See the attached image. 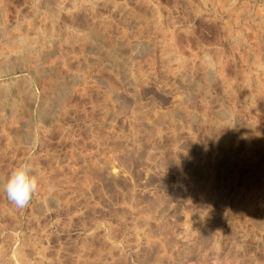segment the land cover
<instances>
[{"label":"rangeland","instance_id":"374dc122","mask_svg":"<svg viewBox=\"0 0 264 264\" xmlns=\"http://www.w3.org/2000/svg\"><path fill=\"white\" fill-rule=\"evenodd\" d=\"M20 163L0 264H264V0H0Z\"/></svg>","mask_w":264,"mask_h":264},{"label":"clouds","instance_id":"9594fccd","mask_svg":"<svg viewBox=\"0 0 264 264\" xmlns=\"http://www.w3.org/2000/svg\"><path fill=\"white\" fill-rule=\"evenodd\" d=\"M204 61L212 68V57L205 54ZM40 177L28 163L15 166L7 178H0V193L18 208L29 205L34 195L39 191Z\"/></svg>","mask_w":264,"mask_h":264},{"label":"bare ground","instance_id":"6f19581e","mask_svg":"<svg viewBox=\"0 0 264 264\" xmlns=\"http://www.w3.org/2000/svg\"><path fill=\"white\" fill-rule=\"evenodd\" d=\"M1 30H3V28H2ZM4 30H5V28H4ZM5 31H6V30H5ZM3 32H4V31H3ZM6 33H7V32H6ZM6 33H5V34H6ZM171 51H172V50H171ZM170 57H171V56H170Z\"/></svg>","mask_w":264,"mask_h":264}]
</instances>
